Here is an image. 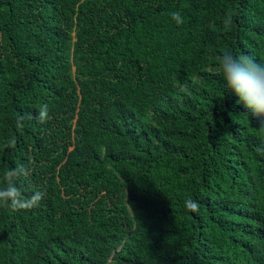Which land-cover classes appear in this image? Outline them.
Wrapping results in <instances>:
<instances>
[{"label": "trees", "instance_id": "trees-1", "mask_svg": "<svg viewBox=\"0 0 264 264\" xmlns=\"http://www.w3.org/2000/svg\"><path fill=\"white\" fill-rule=\"evenodd\" d=\"M225 52L264 63V0H0V188L24 164L46 192L0 205V264H264V133Z\"/></svg>", "mask_w": 264, "mask_h": 264}, {"label": "clouds", "instance_id": "clouds-1", "mask_svg": "<svg viewBox=\"0 0 264 264\" xmlns=\"http://www.w3.org/2000/svg\"><path fill=\"white\" fill-rule=\"evenodd\" d=\"M179 26L183 23V17L179 11L169 14ZM218 67L223 76L224 86L227 93L238 97V103L254 118L260 121L256 129L264 133V63L257 62L252 56H235L225 52L218 59ZM24 117L17 120V126L22 128ZM35 119L43 124L48 120V106L42 104L37 110ZM16 139L12 137L5 143L6 148H15ZM30 168L24 164H18L9 168L4 173V187L0 188V205H3L11 212L30 211L39 207L40 201L45 197L46 192L34 190L30 195H25L17 185L21 177L30 174ZM185 207L190 212L199 211V203L191 198L185 201Z\"/></svg>", "mask_w": 264, "mask_h": 264}]
</instances>
